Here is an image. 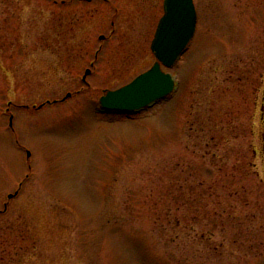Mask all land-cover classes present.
<instances>
[{
  "label": "rangeland",
  "instance_id": "obj_1",
  "mask_svg": "<svg viewBox=\"0 0 264 264\" xmlns=\"http://www.w3.org/2000/svg\"><path fill=\"white\" fill-rule=\"evenodd\" d=\"M163 2L0 0V264H264V0H194L175 91L100 111Z\"/></svg>",
  "mask_w": 264,
  "mask_h": 264
},
{
  "label": "water",
  "instance_id": "obj_2",
  "mask_svg": "<svg viewBox=\"0 0 264 264\" xmlns=\"http://www.w3.org/2000/svg\"><path fill=\"white\" fill-rule=\"evenodd\" d=\"M196 26L194 0H164V14L151 43L156 62L130 83L105 91L100 98L101 106L107 110L136 112L173 93L176 78L163 67L172 68L176 64L193 38ZM90 72V69L86 71L84 79ZM16 194H10L9 198Z\"/></svg>",
  "mask_w": 264,
  "mask_h": 264
},
{
  "label": "flooded vegetation",
  "instance_id": "obj_3",
  "mask_svg": "<svg viewBox=\"0 0 264 264\" xmlns=\"http://www.w3.org/2000/svg\"><path fill=\"white\" fill-rule=\"evenodd\" d=\"M261 110L263 111V120H264V99H263V101H262V103H261ZM103 113L105 112V111H103V110H101ZM120 113V112H119ZM122 113H124V114H127V115H130V113H127V112H122ZM263 136H264V134H263Z\"/></svg>",
  "mask_w": 264,
  "mask_h": 264
}]
</instances>
